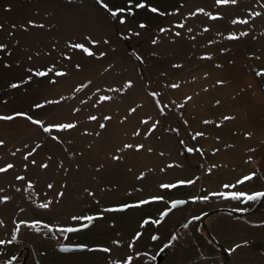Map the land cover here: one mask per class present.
<instances>
[{
	"label": "rangeland",
	"instance_id": "rangeland-1",
	"mask_svg": "<svg viewBox=\"0 0 264 264\" xmlns=\"http://www.w3.org/2000/svg\"><path fill=\"white\" fill-rule=\"evenodd\" d=\"M0 46L3 261L264 262V192H226L264 166V0H0Z\"/></svg>",
	"mask_w": 264,
	"mask_h": 264
},
{
	"label": "flooded vegetation",
	"instance_id": "flooded-vegetation-1",
	"mask_svg": "<svg viewBox=\"0 0 264 264\" xmlns=\"http://www.w3.org/2000/svg\"><path fill=\"white\" fill-rule=\"evenodd\" d=\"M90 223L91 222H89V223L87 222V223H85L79 227H76L75 231H78L82 228H85L84 225L89 226ZM201 223H202V217H201ZM30 231L34 232L36 235H39L45 239H51V240L55 239L54 235L50 229H49V231H46V229H45V231H42L41 228H34V229H30ZM75 231H72V232H75ZM72 232H69V233H72ZM64 245L81 246V248L77 249V250H60L59 247L64 246ZM17 247H19L18 250L16 249V252L18 254L15 255V256H17V258L13 261V264H30L29 262H31V259H32L31 258V249H30L31 245H29L27 243L23 244L20 242V243H18ZM162 247H163L162 250L160 248L154 254V258H155L154 264H159V262H160V261L159 262L156 261V256L159 253L166 251V249L169 248L168 245H164ZM0 249H1V247H0ZM54 249L55 250L48 251V253H49L48 257L50 258L47 261L48 264H54L55 261L53 260V256L56 255L55 253H60V254L67 256V255H71L73 253H80L82 251H89V252H92V251L103 252V251H105V249L103 247H101L100 245L89 246V245H85L84 243H78L74 240H73V242L70 241V242H65V243H61V244H54ZM0 252H2V251L0 250ZM3 257H4L3 255H0V264H11V262L8 260L3 261V259H4ZM92 257H93L92 259L94 261V264H99V261L101 259V255L100 254H93ZM221 262L224 264V260H223L222 255H221Z\"/></svg>",
	"mask_w": 264,
	"mask_h": 264
},
{
	"label": "crops",
	"instance_id": "crops-1",
	"mask_svg": "<svg viewBox=\"0 0 264 264\" xmlns=\"http://www.w3.org/2000/svg\"><path fill=\"white\" fill-rule=\"evenodd\" d=\"M251 168L252 169L250 171L245 173L244 177L252 176V179L247 180V181L243 180V182L240 185V187H238V189L236 190V193H239V191L246 192L247 190H250V189L253 190V191L264 192V166L256 163V164L252 165ZM226 192L235 194L232 191H226ZM206 218L208 220V216ZM205 225H207V221H206ZM206 228H207V226H206ZM166 251L168 253L169 248L166 249ZM215 258H216L218 263H219V261H221V254H220L219 250H217L215 252ZM226 262L224 264H226ZM249 264H264V262H262V263L261 262H256V263L250 262Z\"/></svg>",
	"mask_w": 264,
	"mask_h": 264
},
{
	"label": "water",
	"instance_id": "water-1",
	"mask_svg": "<svg viewBox=\"0 0 264 264\" xmlns=\"http://www.w3.org/2000/svg\"><path fill=\"white\" fill-rule=\"evenodd\" d=\"M262 202H264V196H261V198L258 201L257 205L253 209L249 210L247 213H252V212L257 211L259 209V207L261 206ZM183 203L184 202L182 200H175V201L171 202V207L180 206ZM117 209L118 210H122V209H124V206H120ZM227 210H229L232 214L238 215V216L246 214V213L236 212V211H233L231 209H227ZM216 211H220V209L209 210V211H207L205 213V215L202 216V225L204 226L203 228L206 230L207 233H209V232H208V230L206 228V225H205V219H206L207 216L211 215L212 213H214ZM162 215L165 216L166 215V211H164ZM218 247H219L220 254L222 255L224 263H225L227 261L228 257H229L228 251H226L224 249V247L221 246V245H218ZM59 248H60V250H77V249H80L81 246L64 245V246H61ZM166 254H167V251H163V252L159 253L156 256V261L161 260V258H163Z\"/></svg>",
	"mask_w": 264,
	"mask_h": 264
},
{
	"label": "snow or ice",
	"instance_id": "snow-or-ice-1",
	"mask_svg": "<svg viewBox=\"0 0 264 264\" xmlns=\"http://www.w3.org/2000/svg\"><path fill=\"white\" fill-rule=\"evenodd\" d=\"M229 2H231L232 4H235V3H237V0H217V3L218 4H228ZM137 6L138 7H143L142 4L141 5H137ZM151 10L153 12H157V9L156 8H152ZM120 11L123 12L124 10L123 9H120ZM112 15H114V16L117 15V12L114 11L112 13ZM234 23H235V21H234ZM142 27H143V25H142ZM0 47H2V46H0ZM38 75L43 76V75H45V73L41 72V73H38ZM12 87L15 88L16 85L13 84ZM104 99H107V97H105ZM4 119H11V117H5ZM93 119H95V117H93ZM63 127H65V128H71L72 125L71 124H68V125H64ZM101 127H104V125H101ZM45 131H48V129L45 128ZM189 151H191V149ZM8 167L11 168L12 165H8ZM3 171H5V169L0 168V172H3ZM250 179H252V176H246V177L243 178L244 181H247V180H250ZM162 187L169 188V187H175V185H163ZM225 187H229V186L228 185H225ZM241 195H243V194L242 193L233 194L234 198H239V196H241ZM261 196H264V193H256L255 195L248 196L247 199L248 200H255V199H257V198H259ZM144 203H147V201H145ZM41 206L42 207H47L46 204L45 205H41ZM74 219H76V218H74ZM88 219H91V218H88ZM84 226L87 227V225H84ZM61 231L72 232V231H75V229H73V228H67V229H62ZM173 239H175V237H173ZM2 243H4V242L3 241H0V244H2Z\"/></svg>",
	"mask_w": 264,
	"mask_h": 264
},
{
	"label": "trees",
	"instance_id": "trees-1",
	"mask_svg": "<svg viewBox=\"0 0 264 264\" xmlns=\"http://www.w3.org/2000/svg\"><path fill=\"white\" fill-rule=\"evenodd\" d=\"M220 210H227V209H220ZM227 211H229V210H227Z\"/></svg>",
	"mask_w": 264,
	"mask_h": 264
}]
</instances>
